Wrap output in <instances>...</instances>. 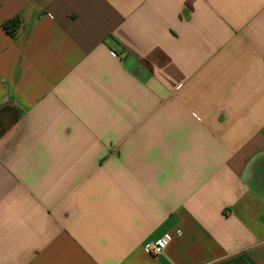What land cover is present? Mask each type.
Wrapping results in <instances>:
<instances>
[{
	"label": "crops",
	"instance_id": "crops-1",
	"mask_svg": "<svg viewBox=\"0 0 264 264\" xmlns=\"http://www.w3.org/2000/svg\"><path fill=\"white\" fill-rule=\"evenodd\" d=\"M0 264H264V0H0Z\"/></svg>",
	"mask_w": 264,
	"mask_h": 264
},
{
	"label": "built area",
	"instance_id": "built-area-1",
	"mask_svg": "<svg viewBox=\"0 0 264 264\" xmlns=\"http://www.w3.org/2000/svg\"><path fill=\"white\" fill-rule=\"evenodd\" d=\"M167 243H168V239L167 238H163V239L159 240L157 243L153 244L150 247V252L154 256H159L166 249Z\"/></svg>",
	"mask_w": 264,
	"mask_h": 264
},
{
	"label": "trees",
	"instance_id": "trees-1",
	"mask_svg": "<svg viewBox=\"0 0 264 264\" xmlns=\"http://www.w3.org/2000/svg\"><path fill=\"white\" fill-rule=\"evenodd\" d=\"M20 26L21 22L19 20H14L12 22L4 24V29L10 36L15 37Z\"/></svg>",
	"mask_w": 264,
	"mask_h": 264
}]
</instances>
